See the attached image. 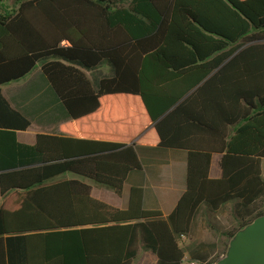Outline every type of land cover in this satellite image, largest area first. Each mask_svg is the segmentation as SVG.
Masks as SVG:
<instances>
[{"label": "trees", "instance_id": "trees-1", "mask_svg": "<svg viewBox=\"0 0 264 264\" xmlns=\"http://www.w3.org/2000/svg\"><path fill=\"white\" fill-rule=\"evenodd\" d=\"M3 2L0 264H133L140 252L215 264L264 215V0ZM104 62L112 76L94 85L82 69ZM38 67L70 120L27 146L15 132L30 120L2 89ZM135 146L186 152L185 192L166 217L143 209L138 188L126 210L91 194L88 182L122 196L142 170ZM226 205L228 227L207 222L214 241L186 260L193 218Z\"/></svg>", "mask_w": 264, "mask_h": 264}, {"label": "crops", "instance_id": "crops-1", "mask_svg": "<svg viewBox=\"0 0 264 264\" xmlns=\"http://www.w3.org/2000/svg\"><path fill=\"white\" fill-rule=\"evenodd\" d=\"M10 86L2 89L3 95L13 108L23 112L30 120L27 130L15 132L18 143L33 146L37 134L58 135L59 127L69 122L70 119L67 118L61 104L42 77L39 67L26 78ZM135 152L142 170L127 175L122 196L120 198L115 196L116 198L113 199L103 196L99 191L94 194L93 190L92 196L120 210H126L131 189L138 188L142 190V207L145 211H158L165 217L170 215L185 192L186 152L142 146H135ZM219 161L220 156H212L209 171L211 179H219L222 176ZM261 171L264 177L262 164ZM88 184L90 185L89 182ZM1 201L0 197V203ZM228 208L229 205H226L217 212H211L206 208L200 210L192 220L189 236L184 239L190 236L198 239L200 241L198 250L203 243L209 242L207 240L212 238L207 222L219 229L228 227L227 225L220 228L218 224L222 214L226 218ZM155 262L156 258L151 252H140L133 264H155Z\"/></svg>", "mask_w": 264, "mask_h": 264}, {"label": "water", "instance_id": "water-1", "mask_svg": "<svg viewBox=\"0 0 264 264\" xmlns=\"http://www.w3.org/2000/svg\"><path fill=\"white\" fill-rule=\"evenodd\" d=\"M215 264H264V215L236 231Z\"/></svg>", "mask_w": 264, "mask_h": 264}, {"label": "rangeland", "instance_id": "rangeland-1", "mask_svg": "<svg viewBox=\"0 0 264 264\" xmlns=\"http://www.w3.org/2000/svg\"><path fill=\"white\" fill-rule=\"evenodd\" d=\"M11 1L12 0H4V2L2 3V6L10 8L11 7ZM82 70L87 74L88 78L90 79V81L94 85H97L98 80H100L101 78H106V77L112 76V68H111V66L108 65L107 62L102 63L98 68L93 69V70H87V69H82ZM8 87H11V86L10 85L5 86L3 89H6ZM262 169H263V175H264V161H262ZM89 183L91 185V188H92L94 194H96V192L99 191L105 197H113V199L116 198L113 191L111 189H109L108 187L98 185L94 182H89ZM197 217L199 218V216H197ZM218 220H219V223H218L219 227L228 225L226 218H224V214H222V216L219 217ZM216 228H218V227H216ZM207 241L213 242L214 240L212 238H210ZM199 244H200V241L198 239L193 238L192 236H190V238H188V239L182 240L181 247L186 252L185 253L186 254L185 255L186 260L189 259L191 254L196 252L197 246Z\"/></svg>", "mask_w": 264, "mask_h": 264}, {"label": "built area", "instance_id": "built-area-1", "mask_svg": "<svg viewBox=\"0 0 264 264\" xmlns=\"http://www.w3.org/2000/svg\"><path fill=\"white\" fill-rule=\"evenodd\" d=\"M188 264H197L196 262H190V263H188Z\"/></svg>", "mask_w": 264, "mask_h": 264}]
</instances>
